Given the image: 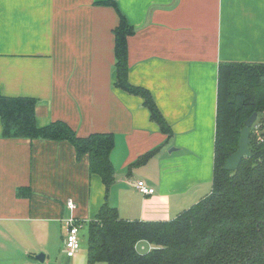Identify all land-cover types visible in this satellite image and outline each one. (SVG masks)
Masks as SVG:
<instances>
[{
    "label": "crops",
    "instance_id": "0c3cea01",
    "mask_svg": "<svg viewBox=\"0 0 264 264\" xmlns=\"http://www.w3.org/2000/svg\"><path fill=\"white\" fill-rule=\"evenodd\" d=\"M103 1L0 0V92L37 99L39 126L113 133L115 169L107 191L71 142L5 136L0 116V264H88L66 255L70 216L88 225L107 200L126 220H170L210 194L219 64L264 62V0H115L136 28L129 79L150 89L168 137L140 96L115 86L120 15Z\"/></svg>",
    "mask_w": 264,
    "mask_h": 264
},
{
    "label": "trees",
    "instance_id": "16d2710c",
    "mask_svg": "<svg viewBox=\"0 0 264 264\" xmlns=\"http://www.w3.org/2000/svg\"><path fill=\"white\" fill-rule=\"evenodd\" d=\"M102 4L114 5L120 15L114 29L115 86L140 96L151 119L171 137L172 126L150 89L129 79L128 37L136 28L115 0ZM36 105L34 97L0 92L4 135L71 142L78 158L88 155L90 174L101 176L108 191L115 181L113 133L81 136L59 119L39 126ZM254 113L264 134V62H220L212 192L177 217L160 221L123 219L106 200L88 222V264H264V141L251 134L253 156L243 159L236 170L224 167L238 148L241 129ZM154 151L139 157L132 166L145 163ZM144 241L153 248L141 252L138 243Z\"/></svg>",
    "mask_w": 264,
    "mask_h": 264
},
{
    "label": "built area",
    "instance_id": "2783aa9c",
    "mask_svg": "<svg viewBox=\"0 0 264 264\" xmlns=\"http://www.w3.org/2000/svg\"><path fill=\"white\" fill-rule=\"evenodd\" d=\"M251 134H253L256 137L257 141L259 142L264 141V134L261 130V126L259 123L254 122V124L251 127ZM136 186L139 189V191H141L144 194H152L155 192V188L149 186L144 180H139ZM67 206L70 209L74 210L77 207V204L73 199H68ZM83 226L84 223L79 221L74 215L70 216L68 219L65 220V227H66L65 252L66 255L69 257H74L78 253L81 247L79 232ZM152 248L153 245H150L149 250H151Z\"/></svg>",
    "mask_w": 264,
    "mask_h": 264
},
{
    "label": "water",
    "instance_id": "95a60500",
    "mask_svg": "<svg viewBox=\"0 0 264 264\" xmlns=\"http://www.w3.org/2000/svg\"><path fill=\"white\" fill-rule=\"evenodd\" d=\"M257 120V113H254L249 119L246 120L245 126L241 129L240 139L238 148L234 151L226 160L224 167L227 170H236L239 168L241 162L245 158H250L253 156V152L250 149L251 143V127ZM173 150V149H172ZM37 258L44 260L45 255L40 253Z\"/></svg>",
    "mask_w": 264,
    "mask_h": 264
},
{
    "label": "rangeland",
    "instance_id": "374dc122",
    "mask_svg": "<svg viewBox=\"0 0 264 264\" xmlns=\"http://www.w3.org/2000/svg\"><path fill=\"white\" fill-rule=\"evenodd\" d=\"M174 147L170 148V151L173 149ZM65 224V223H64ZM79 237H80V242H81V247L79 249V252H85L86 254L88 253V225L85 223L84 226L80 229L79 232ZM139 245V250L145 252V251H149L150 248V243L148 241H144V242H140L138 243ZM141 251V252H142ZM95 264H107V262L105 261H98Z\"/></svg>",
    "mask_w": 264,
    "mask_h": 264
}]
</instances>
